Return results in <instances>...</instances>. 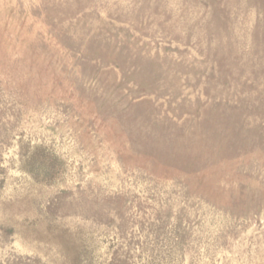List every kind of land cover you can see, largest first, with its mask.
I'll return each mask as SVG.
<instances>
[{
    "label": "rangeland",
    "instance_id": "374dc122",
    "mask_svg": "<svg viewBox=\"0 0 264 264\" xmlns=\"http://www.w3.org/2000/svg\"><path fill=\"white\" fill-rule=\"evenodd\" d=\"M0 264H264V0H0Z\"/></svg>",
    "mask_w": 264,
    "mask_h": 264
}]
</instances>
